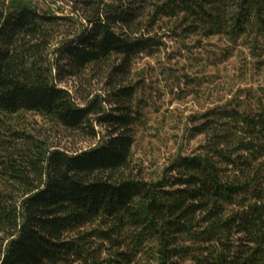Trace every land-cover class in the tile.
Wrapping results in <instances>:
<instances>
[{
	"label": "trees",
	"instance_id": "obj_1",
	"mask_svg": "<svg viewBox=\"0 0 264 264\" xmlns=\"http://www.w3.org/2000/svg\"><path fill=\"white\" fill-rule=\"evenodd\" d=\"M58 1L0 0V264H264V101L194 118L200 143L158 178L132 159L153 31L264 48V0Z\"/></svg>",
	"mask_w": 264,
	"mask_h": 264
},
{
	"label": "rangeland",
	"instance_id": "obj_2",
	"mask_svg": "<svg viewBox=\"0 0 264 264\" xmlns=\"http://www.w3.org/2000/svg\"><path fill=\"white\" fill-rule=\"evenodd\" d=\"M42 11L69 14V5L58 0H31ZM158 41L153 49L137 54L132 62V79L137 83L135 105L142 121L135 128L132 159L146 179L162 175L178 155H190L200 137L189 129L194 118L206 110L256 100L264 101V48L261 40L241 37L230 41L223 36L175 37L165 27L155 29ZM70 90L72 82L63 84ZM29 124H42L28 116ZM63 147L83 149L94 140L51 136Z\"/></svg>",
	"mask_w": 264,
	"mask_h": 264
}]
</instances>
